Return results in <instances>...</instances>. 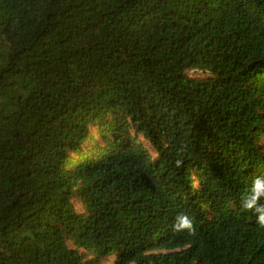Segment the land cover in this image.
<instances>
[{
  "label": "trees",
  "instance_id": "16d2710c",
  "mask_svg": "<svg viewBox=\"0 0 264 264\" xmlns=\"http://www.w3.org/2000/svg\"><path fill=\"white\" fill-rule=\"evenodd\" d=\"M256 176L264 0H0V264H264Z\"/></svg>",
  "mask_w": 264,
  "mask_h": 264
},
{
  "label": "clouds",
  "instance_id": "9594fccd",
  "mask_svg": "<svg viewBox=\"0 0 264 264\" xmlns=\"http://www.w3.org/2000/svg\"><path fill=\"white\" fill-rule=\"evenodd\" d=\"M183 165L182 160H176L175 166L180 168ZM264 176H256L252 180L251 189L248 194L242 196L241 207L252 212L256 217V223L259 227L264 228ZM172 228L176 232L187 231L194 232L192 219L184 213L177 214Z\"/></svg>",
  "mask_w": 264,
  "mask_h": 264
},
{
  "label": "rangeland",
  "instance_id": "374dc122",
  "mask_svg": "<svg viewBox=\"0 0 264 264\" xmlns=\"http://www.w3.org/2000/svg\"><path fill=\"white\" fill-rule=\"evenodd\" d=\"M149 148L151 149V151H153V149L149 146ZM114 262V259H111L110 261L105 260L103 264H112Z\"/></svg>",
  "mask_w": 264,
  "mask_h": 264
}]
</instances>
